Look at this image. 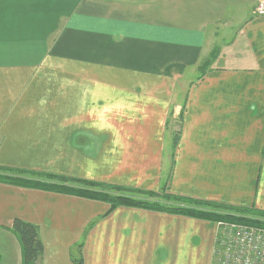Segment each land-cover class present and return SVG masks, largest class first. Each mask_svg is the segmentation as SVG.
I'll return each instance as SVG.
<instances>
[{"label":"crops","instance_id":"obj_1","mask_svg":"<svg viewBox=\"0 0 264 264\" xmlns=\"http://www.w3.org/2000/svg\"><path fill=\"white\" fill-rule=\"evenodd\" d=\"M259 2L0 0V168L264 213ZM108 209L0 183V264H22L15 219L41 264L86 230L83 264L213 263L214 223Z\"/></svg>","mask_w":264,"mask_h":264},{"label":"trees","instance_id":"obj_2","mask_svg":"<svg viewBox=\"0 0 264 264\" xmlns=\"http://www.w3.org/2000/svg\"><path fill=\"white\" fill-rule=\"evenodd\" d=\"M212 57H209L203 64L202 69L206 68ZM0 183L12 185L25 189H34L43 192H49L59 195L78 197L81 199L96 201L106 204L109 209L105 216L109 215L117 208H132L140 209L176 216H185L194 219L210 221L214 224L219 222L237 223L249 226H256L264 228V221L256 218L264 219V215L258 212H252L246 209L233 208L213 203H205L182 199L173 195L165 194V189L161 193H142L136 192L144 198L136 197L135 195H127L129 190L106 186L103 184H96L91 182L74 181L62 177L44 175L23 170H15L9 168H0ZM68 183H79L86 188H75L68 185ZM106 191H116L126 193L125 195L112 196ZM159 199V202L156 201ZM160 201L168 204H176L178 206H165ZM183 202H188L194 206L180 207ZM178 203V204H177ZM207 207H212L215 210H207ZM223 211L225 213L221 214ZM11 231L16 236L21 246L22 264H39L43 255V244L39 238V229L37 226L23 222L19 219L13 220ZM74 259L71 253L72 264H83L81 255V246L78 247Z\"/></svg>","mask_w":264,"mask_h":264},{"label":"built area","instance_id":"obj_3","mask_svg":"<svg viewBox=\"0 0 264 264\" xmlns=\"http://www.w3.org/2000/svg\"><path fill=\"white\" fill-rule=\"evenodd\" d=\"M255 15L264 17V2ZM212 257V264H264V228L217 223Z\"/></svg>","mask_w":264,"mask_h":264},{"label":"rangeland","instance_id":"obj_4","mask_svg":"<svg viewBox=\"0 0 264 264\" xmlns=\"http://www.w3.org/2000/svg\"><path fill=\"white\" fill-rule=\"evenodd\" d=\"M236 30V29H235ZM233 33V32H232ZM222 42V41H221ZM169 139V138H168ZM68 185L69 186H71V187H75V188H78V189H82V188H86V187H84V186H82L81 184H79V183H68ZM87 189V188H86ZM164 189H165V185H164V183L162 184V186L160 187V191H159V193H161V192H163L164 191ZM126 190H128V189H126ZM107 192V194H109V195H112V196H118V195H125L126 193H127V195H135L136 197H140V198H144V196H143V194L142 193H146V192H142L141 193V195L139 194V193H135V191H133V190H129V192H126V193H122V192H116V191H106ZM136 192H139V191H136ZM158 193V194H159ZM72 197V196H71ZM75 198H78V197H75ZM79 199H81V198H79ZM85 200V199H84ZM156 201H158L159 202V199H156ZM93 202H96V201H93ZM161 202V204L162 205H165V206H178V205H176V204H168V203H165L164 201L162 202V201H160ZM178 204V203H177ZM183 205H181V204H179L180 205V207H183V206H185V207H189V206H194V205H192V204H189L188 202H183L182 203ZM207 210H210V211H213V210H215L214 208H212V207H207L206 208ZM217 212H221V214H223V213H225V212H223V211H217ZM223 212V213H222ZM263 215H264V213H262ZM257 220H262V221H264V219H260V218H256ZM220 223V222H219ZM92 227V226H91ZM215 227H217V224H215ZM254 227H256V226H254ZM259 228H261V227H259ZM88 231L89 230H86L85 231V233H84V235H82L81 236V240H80V242L79 243H77V244H75L73 247H72V250L70 251L71 253H72V255H73V257H74V259L75 258H77L76 257V252H77V250H78V247H80L81 246V251H82V249H83V245H84V243H85V239L87 238V234H88ZM215 239V238H214ZM71 253H70V256L69 257H71ZM104 261H106L107 262V260H105L104 259ZM39 264H41V259H40V262H39Z\"/></svg>","mask_w":264,"mask_h":264}]
</instances>
